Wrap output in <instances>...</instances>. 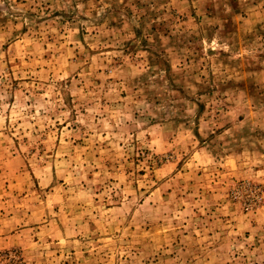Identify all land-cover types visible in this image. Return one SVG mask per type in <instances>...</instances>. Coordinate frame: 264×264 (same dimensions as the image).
I'll return each mask as SVG.
<instances>
[{
  "label": "rangeland",
  "instance_id": "obj_1",
  "mask_svg": "<svg viewBox=\"0 0 264 264\" xmlns=\"http://www.w3.org/2000/svg\"><path fill=\"white\" fill-rule=\"evenodd\" d=\"M0 264H264V0H0Z\"/></svg>",
  "mask_w": 264,
  "mask_h": 264
}]
</instances>
